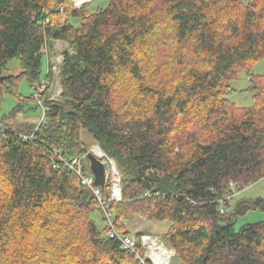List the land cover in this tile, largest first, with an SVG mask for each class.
Segmentation results:
<instances>
[{
	"label": "trees",
	"instance_id": "obj_1",
	"mask_svg": "<svg viewBox=\"0 0 264 264\" xmlns=\"http://www.w3.org/2000/svg\"><path fill=\"white\" fill-rule=\"evenodd\" d=\"M73 1L0 0L1 96L39 107L19 84L49 82L54 45L69 46L37 130L0 121V264H141L97 227L100 205L65 164L89 153L82 131L123 174L119 231L138 214L171 224L179 264H264V221L236 228L264 197L231 202L264 181V74L250 77L252 107L227 99L264 61V0H108L92 15ZM15 59L21 73L4 76Z\"/></svg>",
	"mask_w": 264,
	"mask_h": 264
},
{
	"label": "rangeland",
	"instance_id": "obj_2",
	"mask_svg": "<svg viewBox=\"0 0 264 264\" xmlns=\"http://www.w3.org/2000/svg\"><path fill=\"white\" fill-rule=\"evenodd\" d=\"M247 2L248 0H242ZM74 2V1H73ZM72 2V6L74 4ZM109 5L108 0H91L81 6V8L86 7L87 12L92 15L100 11L101 9L107 8ZM75 8V7H74ZM70 23L76 27H80L81 18H70ZM69 46L63 41H57L54 45V51L51 57L48 59V65L50 64L51 76L49 82H45L36 89L26 78H23L19 84L18 92L25 99L36 98L39 107L36 106L35 102L29 104H23L20 106V102L14 96L5 95L1 96L0 92V121L3 126H8L15 131L22 133H30L37 130L43 119V111L40 108V103H44L40 98V95L47 94L50 100L59 101L61 99L62 88L60 84V66L63 63V53L68 50ZM47 65V67H48ZM21 61L18 59L12 60L7 67L4 76H17L21 73ZM46 68L43 69V73ZM264 74V61L259 62L250 70H243L239 72L236 80L230 83V86L236 91L235 93L227 95V99L235 104L238 108H250L254 105L253 95L249 90L250 87V77L253 75H263ZM44 75V74H43ZM42 75V76H43ZM38 97H37V95ZM118 98V97H117ZM124 98V101H127ZM119 100V98L117 99ZM123 102V101H122ZM132 102V98L128 100V104ZM18 110L17 113H13L14 110ZM125 110V109H124ZM121 110V111H124ZM13 113V114H12ZM123 116V115H122ZM80 140L87 146L89 152L95 150L99 144L92 140L91 136L86 132L82 131ZM100 146V145H99ZM109 156V155H108ZM116 165L117 162L109 156ZM88 170V169H87ZM120 170V169H119ZM90 173V171L88 170ZM235 197L232 199V205L240 199H257L264 197V181H260L255 185L249 186L243 192H235ZM97 227L104 231L107 228L105 220L101 211H96L92 215ZM264 221V213L261 211H251L247 215L238 219L236 223V228L239 229L244 225L253 224ZM125 229L130 231L133 235L137 233H145V236L151 235L164 239L165 235L169 233L171 229V224L167 221L164 222H154L142 217L141 215H133L129 219L123 220ZM145 257V256H144ZM169 264H179L178 258L173 256Z\"/></svg>",
	"mask_w": 264,
	"mask_h": 264
},
{
	"label": "built area",
	"instance_id": "obj_3",
	"mask_svg": "<svg viewBox=\"0 0 264 264\" xmlns=\"http://www.w3.org/2000/svg\"><path fill=\"white\" fill-rule=\"evenodd\" d=\"M91 0H74L73 4L76 9H80L82 5L89 3ZM37 95V94H36ZM36 97V96H35ZM38 97V95H37ZM43 109V118L47 108L40 103ZM43 120V119H42ZM99 157L106 165V191L95 187L94 176L88 172L85 165V157H75L70 160L65 159V164L78 178L80 185L89 189L95 197L96 202L100 205L105 223L108 228L107 236L109 238L119 240L125 249L132 251L136 257L144 264V256L146 260L152 264L158 263L167 258L169 264L171 258L176 256V253L171 249L165 240L155 236H143L140 239L141 247L138 246V241L135 235L130 232V235H125L119 231L114 225V214L110 210V203L121 202L123 200V174L119 170L116 163L110 159L101 149ZM149 196V194H147ZM146 195V196H147ZM225 209L221 208V212Z\"/></svg>",
	"mask_w": 264,
	"mask_h": 264
},
{
	"label": "water",
	"instance_id": "obj_4",
	"mask_svg": "<svg viewBox=\"0 0 264 264\" xmlns=\"http://www.w3.org/2000/svg\"><path fill=\"white\" fill-rule=\"evenodd\" d=\"M87 158L90 162L91 172L95 177V186L104 188L106 173L103 162L93 152H89Z\"/></svg>",
	"mask_w": 264,
	"mask_h": 264
},
{
	"label": "bare ground",
	"instance_id": "obj_5",
	"mask_svg": "<svg viewBox=\"0 0 264 264\" xmlns=\"http://www.w3.org/2000/svg\"><path fill=\"white\" fill-rule=\"evenodd\" d=\"M42 111H43V109H42ZM27 139V138H26ZM100 147L99 146H97V147H95V150H93V151H91V152H93L99 159H100V161L101 162H103V160L99 157V155H100ZM102 150V149H101ZM103 151V150H102ZM106 154V153H105ZM88 155V154H87ZM81 157H85V165H87V161L89 162V160H88V158H87V156H81ZM89 164H90V162H89ZM103 164H104V162H103ZM104 166H105V173H106V165L104 164ZM69 168V167H68ZM87 168V167H86ZM90 172H91V169H90ZM91 174L93 175V173L91 172ZM94 176V175H93ZM94 179H95V177H94ZM94 185H95V182H94ZM95 187H97V186H95ZM98 188H101V187H98ZM101 189H104V190H106V178H105V186H104V188H101ZM106 229H108V228H106ZM126 235V234H125ZM144 260H145V262L147 261L146 260V258L144 257ZM167 258L165 259V257H164V259L163 260H161L160 262H158V263H163V264H168L167 263ZM140 261V260H139ZM145 262H144V264H145ZM148 262V261H147ZM142 264V263H141Z\"/></svg>",
	"mask_w": 264,
	"mask_h": 264
}]
</instances>
